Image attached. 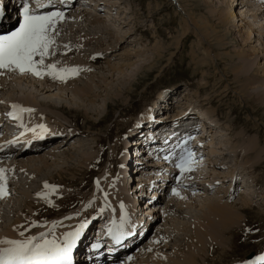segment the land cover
Returning <instances> with one entry per match:
<instances>
[{
	"label": "rangeland",
	"instance_id": "rangeland-1",
	"mask_svg": "<svg viewBox=\"0 0 264 264\" xmlns=\"http://www.w3.org/2000/svg\"><path fill=\"white\" fill-rule=\"evenodd\" d=\"M17 1L0 0L5 6L0 33L16 25ZM106 1L96 10L84 0L83 13L98 17L112 34L98 40L105 47L95 48L90 71H80L70 80L84 87L89 84L91 98L68 84L48 92L63 96L59 101L65 113L45 106L26 107L34 109L27 113L29 124L23 122L27 127L39 129L51 123L59 132L43 141L41 148L33 145L38 148L35 155H23L25 160L49 157L46 166L36 162L24 170L5 167L9 185L0 199V219L5 221L0 224V240L21 237L22 231L24 236L47 234L48 238L81 221L89 226L96 220L92 212L101 214L104 208L105 217L119 212V219L127 210L131 220L143 222L137 235L126 238L132 245L125 255H132L134 264L139 258L144 264H184V257L190 255L195 257L193 264H243L259 256L264 251V4ZM76 10L71 13L77 14ZM3 72L0 85L20 84L37 100L43 99L41 85L53 82L49 76ZM0 92L3 116L9 93ZM89 109L93 114L87 113ZM18 120L11 122L5 115L2 123L11 130L23 118ZM6 132L3 126L0 144H6ZM184 134L192 137L193 152L202 163L191 172L201 183L194 191L181 186L182 175L172 176L161 164L159 149L171 141L173 146L175 138ZM82 145L81 155L70 154ZM15 160L13 155L2 157L0 169ZM162 177L170 179L162 181ZM45 183L57 188L45 189ZM174 188L178 196L173 195ZM114 190L124 193L125 202L116 199ZM209 203L239 210L240 219L229 232L203 224ZM110 207L119 209L109 211ZM180 209H188V214ZM197 227L205 234L203 245L195 242ZM139 231H144L140 238ZM78 257L76 264L84 258Z\"/></svg>",
	"mask_w": 264,
	"mask_h": 264
},
{
	"label": "bare ground",
	"instance_id": "bare-ground-1",
	"mask_svg": "<svg viewBox=\"0 0 264 264\" xmlns=\"http://www.w3.org/2000/svg\"><path fill=\"white\" fill-rule=\"evenodd\" d=\"M68 1L72 2V4H70L71 6L67 7V8H66L67 0H64V2H61L60 0H52V4L50 6L41 9V11H44V12H47V11H50L51 9H54L56 11H62L65 14L63 21L59 22L57 24V29L59 31V35L56 36V44L53 47V49L51 50V51H53L55 53V55H52V56L48 57L46 59L45 63L46 64L54 63V64L57 65L58 68H63V67H66V68H80V69H82L83 72L85 70H88V71H86L88 73L90 71V64H91V62L94 61L93 58H94L95 54H97L95 48H99L100 49V48L105 47V45L102 42L97 43L98 40L101 39L102 35H110V34H112L111 33V29L109 27H107V25H104L103 22L98 17L96 18V17L91 16L90 12L83 13L82 7H85L84 0H68ZM88 1H90L92 3V7L95 8L96 10H101L103 6H106V3H105L106 0H88ZM218 1L220 2V0H218ZM230 1L234 2V0H230ZM255 1L256 2H260L261 4H264V3L261 2V0H255ZM30 2H31V0H30ZM47 2H48V0H42V3H44V4H47ZM77 3H78V5H77ZM0 4H2V3L0 2ZM2 5H4V4H2ZM76 5H77V7H76ZM87 7H89V6H87ZM32 8L33 9L36 8L35 3H34V5H32ZM74 10L77 11V14H75V13L72 14L71 13L72 11L74 12ZM241 19L243 20L245 18L242 16ZM1 21L2 20H0V22ZM86 27H89V28H86ZM65 45H68L69 47L65 48L64 47ZM76 50H81V52L75 53ZM4 73H6V72H3V76L5 75ZM72 77H73V75H70L68 77V79H67V82H61V81L55 80V79L52 80L53 81L52 83L45 81L46 83L42 84L41 88L38 90V91H40V93L43 96V99H40V100H37V97L34 96V95H32V96L29 95V93L26 92V90H23L21 88L20 84H17V85L14 84L13 86L7 85V84L0 85V91H2V94H4L5 96L8 95V93H9V95H8V98H9V100H8L9 101L8 102V109L11 107L12 104L21 105V106H24V107H27V106L28 107L29 106L32 107V105L33 106L36 105V106L41 107V108L43 106H45V108H51V110H53V111H62L63 113H65L64 109L62 110L63 105L61 104V101H59V100L63 99V96L62 95L61 96H53L54 93H51V94L49 93L48 94V92H53V91H51L52 89L55 90L58 87H62L63 85H68V84L71 85L72 83L70 82V80L72 79ZM92 82H94V81H92ZM81 84L82 83L72 84V89L75 90V92H77V93H79L81 95L85 94V95L88 96V98H91L90 97L91 91H90V88L88 86L89 84H86V87L82 86L84 84H82V85ZM68 88H70V86H67L66 89H68ZM60 89H62V88H59V90ZM10 90L13 91L14 94L16 93L15 94L16 96H13L10 93ZM44 93H46L45 96L43 95ZM60 94H62V93H60ZM75 104L79 105L78 103L74 102V105ZM87 113H92L93 114V109H89V111H87ZM29 115H32V114H29ZM37 115H42V113L37 112ZM16 116L19 117V120L21 118H23L22 123L24 121H28L26 119L29 118L27 112H26V115H23V114L18 112V113H16ZM6 117H7V115H6ZM36 118H37V116H36ZM48 118H49L48 120L50 121L51 117H48ZM4 120H5V116H0V126H1L0 132H2L3 126H5L6 129H7L6 133L8 135L9 134L8 128H7L6 125H3L4 123H2V122H4ZM13 121L14 120H11V122H13ZM49 121L47 122V124L49 123ZM29 122L30 121H28V124H29ZM25 123L27 124V122H25ZM27 125H24V130L25 131L23 130V132H21L19 135L17 134L14 137L15 139H17L19 141L26 142L25 140L31 139L32 136H34L36 133H38L39 131L42 130L40 127H39V129H35V127L33 128L32 126H31L32 128H30V126L27 127ZM69 126L68 125L67 126H63V129H68ZM10 127H12V126H10ZM65 127H68V128H65ZM44 128L47 129V131L52 129L51 127H48V125H47V128H46V125L44 126ZM33 129H35V131H33ZM15 132H16V130H14L12 134H14ZM76 133H79V134L83 133L84 134V132L82 130H79V131L77 130ZM76 133H74V134L77 135ZM2 134L4 135V132ZM70 135H72V134H70ZM188 135L189 134H184L183 138H185ZM48 139H50V137L47 138V141H48ZM152 139H153V137H152ZM34 145H36V144H34ZM189 145H190L189 142H187V144H185L186 147H189ZM165 146H164V149H167V151L164 152L163 154H169L170 155V159H171V154L174 152V149H173V147H170L169 145H167V143L165 144ZM12 148L17 149V151L12 149ZM36 148L37 147H34L33 150L32 149L26 150V149L19 148V146H16V147L15 146H10V145L9 146H2L0 144V159L2 157H9V156L11 157V155H13L14 159H16L15 160L16 162L13 165L6 164L4 166V169L6 167L8 170L9 169H12V170H15V169L24 170V169H28V164L33 166V165H36L35 164L36 162H39L41 165H45L46 166V164L48 163L47 159H49V157L48 158H39V159L38 158H35V159L34 158L33 159L32 158L27 159L26 158V160L23 159V155H29L31 153L35 155V151H36L35 149ZM83 148H84L83 145L79 146V147H76V148L72 149L70 154H72V155L75 154L76 156L81 155V153L83 152ZM27 152H30V153H27ZM22 153H24V154H22ZM50 156L52 157V161H53V159L56 158L55 157L56 156L55 153L53 155H50ZM161 162H162L161 164H162L163 168H166V171L170 169V168L167 167V166H170L169 162L166 161V164L162 160H161ZM201 166H202V163H199L197 165V168L194 170V173ZM182 176H183L182 178L184 179L185 183H187L190 187L194 186V188H195L196 186H199V183H197V182H200L199 179H198L199 176L193 175L191 172H185ZM113 195L116 197L117 200H121V201L125 202L123 200V199H125V195H124L123 192L114 190L113 191ZM246 203L247 202H244V203H242V205L246 204ZM1 204L3 206L6 205V203H1ZM227 205H229V204H227ZM115 208L119 209V207L118 208L117 207H113V208L110 207V209L109 208L108 209H109V211H111L112 209H114V211H115ZM186 208L189 209V207H186ZM208 208H209V212L206 213L207 214V216H206L207 217V221L203 222V224H205V226L207 225V227H209V228L213 227L214 229H216V227L218 226V229L220 230V232H224L223 234L229 232L230 231L229 229L232 228L233 225H236L235 223H237V221L240 219L239 217H240L241 213L239 212V210H237V209L235 210L233 208H230V205L226 206V205H223V204H220V203L218 205H216L215 203H211L208 206ZM188 209H180V211L184 212L187 215L188 211H189ZM122 210H124V209L122 208ZM102 213H104V212L102 211ZM118 213L113 215V216H115V218H113L112 215L111 216L109 215V217H107L108 219H110V222L112 223L111 224L112 227H113V222H115L116 225H118L120 223L121 219L120 218L118 219L116 217V216H118L117 215ZM183 217L186 218L185 215H183ZM130 218L132 219V217H130ZM4 222L5 221L3 219L2 220L0 219V224L4 223ZM203 224L200 223L199 226H203ZM143 226H144V224H143ZM139 227H141V226H139ZM197 228H196V230L194 229L195 230L194 235H195V240H196L195 242H197V244L203 245L204 244V239L203 238H204L205 234H204V232L201 231V228H198V229ZM123 229L126 230L125 231L126 233L133 231L131 234H127L126 236L123 235L125 240H126V238L128 239V238H131L132 236L137 235V232H138V229H136L133 226L132 227L129 226V228L126 227V228H123ZM197 230H199V231H197ZM143 232L144 231H139L138 238H140V233H143ZM58 237H60V235ZM125 240H124V243H126ZM86 242H87V239H84V241L82 242V245L85 246ZM81 255H83L84 258L83 257L81 258V263L80 264H94L95 263V259L93 258L95 253L92 252V251H88V253H86L85 252V248H81L80 247L77 251H73V262H74V264H76L77 261H79V259H78L79 257L78 256H81ZM138 256H139V254H138ZM126 257H127V260H128V262L130 264H134L135 263V261L134 262L132 261V260H135V259L131 258L132 255H127ZM188 257L189 256L184 257V260L181 263H184V264L188 263L189 264L188 259L193 257V260L191 261V263L193 264L194 263L193 261L195 260V257L193 255H190V258H188ZM137 258H139V257H137ZM141 261L142 260L139 258L137 260V264H144V262H141ZM156 263L157 264H161V262L160 263L156 262Z\"/></svg>",
	"mask_w": 264,
	"mask_h": 264
},
{
	"label": "snow or ice",
	"instance_id": "snow-or-ice-1",
	"mask_svg": "<svg viewBox=\"0 0 264 264\" xmlns=\"http://www.w3.org/2000/svg\"><path fill=\"white\" fill-rule=\"evenodd\" d=\"M36 8L30 6V0H20L18 17L15 21L16 26L7 33H0V74L3 71L18 72L21 75H32L43 79L49 76L52 79L61 82H67L70 75H76L82 69L80 68H58L56 64H46L48 57L55 55L53 47L56 44V36L59 35L57 24L64 19L62 11H41V9L52 4L48 0L47 4L42 0H31ZM264 3V0H261ZM5 16V6L0 4V20ZM10 19V18H9ZM68 48V45L64 46ZM13 109L19 108L20 112L32 113L34 109L22 108L18 105H12ZM10 115L17 119L15 112ZM39 127L44 130L43 125ZM35 131V129H33ZM188 139H192L189 137ZM187 140L184 141L187 144ZM168 159V157H165ZM199 161L195 158V153L190 149H185L183 155L179 157L175 167L179 174L194 170ZM5 169H0V199L7 195V181L4 176ZM97 188L100 182L97 181ZM45 189L55 190L57 186L45 183ZM173 195H179L174 188ZM42 199H46L43 193L38 194ZM123 208V205H121ZM71 219V217H69ZM126 223V217H121L119 225L113 222V227L109 228V234L113 239L119 242L124 235L123 228ZM87 221L78 225L73 230L64 233L62 238H47V234H41L40 237L30 236L24 239H3L0 240V264H74L73 250L77 245L82 230L86 227ZM56 225H53V229ZM24 237V232H20ZM264 261V256L258 258Z\"/></svg>",
	"mask_w": 264,
	"mask_h": 264
}]
</instances>
